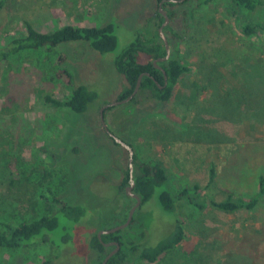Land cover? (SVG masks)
Listing matches in <instances>:
<instances>
[{
  "label": "rangeland",
  "instance_id": "obj_1",
  "mask_svg": "<svg viewBox=\"0 0 264 264\" xmlns=\"http://www.w3.org/2000/svg\"><path fill=\"white\" fill-rule=\"evenodd\" d=\"M2 1L0 49L25 35V18L42 32L65 25L115 26L118 46L110 53L73 42L50 51L22 52L0 64V230L2 223L16 225L52 214L57 198L82 202L88 211L76 233L62 231L69 223L60 219V228L47 236L58 245L44 243L33 252L0 248V264H41L60 253L65 261L61 264L91 263L92 252L85 246L75 249L76 243L79 237L84 241L94 237L120 208L111 186L122 185L129 170V152L110 139L100 109L119 99L125 80L114 60L136 40L138 30L158 19V0H9L4 5ZM197 4L191 3L192 21L183 15L187 5L174 7L178 15L167 24L182 39L170 46L171 51L174 47L190 68L172 100L162 104L150 92H138L134 103L132 99L108 108L105 120L115 136L134 147L140 161L164 163L169 172L166 187L173 193L195 184L206 186L214 166L216 192L230 190L251 198L264 175V119H258L253 92L260 77L252 73L254 64L264 58L260 53L264 47L259 48L263 43L241 34L229 14V0ZM255 19L264 21V7ZM140 60L147 63L148 58ZM81 84L98 95L89 113L53 108L42 99L50 94L64 100ZM199 201L206 203L205 211L184 200L177 217L160 206L158 193L138 208L137 218L155 243L173 232L177 219L184 227L181 245L155 264H264V200L255 210L236 214L212 209L202 194ZM124 203L127 208L135 205ZM60 237L75 238L67 253L60 247L65 245Z\"/></svg>",
  "mask_w": 264,
  "mask_h": 264
},
{
  "label": "trees",
  "instance_id": "obj_2",
  "mask_svg": "<svg viewBox=\"0 0 264 264\" xmlns=\"http://www.w3.org/2000/svg\"><path fill=\"white\" fill-rule=\"evenodd\" d=\"M8 1L4 0L1 4L4 5ZM161 1L158 0V4ZM193 1H198L196 7L208 5L211 2V0H185L183 3L166 2L163 8L167 12L170 21H174L178 13L173 8L188 5V11L185 10L183 15L187 17V21H192L194 19L195 9L191 7ZM262 7H264V0H229L228 4L229 14L235 23L240 26L241 34L246 38L259 40V42L263 43V46H259V48L264 47V21H257L255 16ZM23 22L26 29L25 35L12 39L6 46L0 49V64L22 52L50 51L63 44L73 42H85L91 50L101 54L110 53L116 50L118 46V36L116 35L113 24L102 27L65 25L51 32H42L31 21L26 20V18ZM163 22L164 17L160 14L158 8V19L156 21L153 19L149 20L143 30L137 31L136 40L126 46L115 58L114 66L125 80V86L121 94L118 95L119 99L117 101L128 98L134 92L140 75L149 73L150 76L145 75L143 77L139 92H150L156 101L162 104H168L172 100L174 90L182 77L190 72V68L184 65L179 59L178 51L174 47L167 61L158 62V65L165 71L167 84L165 74L155 66L154 61L166 56L165 44L159 35V28ZM164 32L170 46L175 42L177 44L181 43V35L171 29V27H166ZM260 51L264 55V50ZM142 56L148 58L147 63L141 62L140 59ZM252 73L260 77V83L258 85L254 82L253 92L257 96L256 105L259 108L258 119L261 120L264 119V98L261 97V94L264 93V58L260 57L258 59L252 67ZM194 87H197V83H194ZM258 89L259 92L255 93ZM96 93L89 86L81 84L76 86L72 94L64 100L58 99L50 94H44L42 99L53 108H67L72 113L78 115L90 112L94 101L98 99ZM198 94L197 90H193L194 97H197ZM135 101L136 97L133 98L131 103ZM245 102L247 103V101ZM109 137L116 146H121L111 136ZM129 145L132 146L131 144ZM132 148L134 149L133 146ZM18 168V171L22 170L20 166ZM133 168L135 180L133 193L141 198V206L150 202L155 194L158 193L160 206L167 212L175 214L176 217L179 202L184 200H187L191 205L201 211H205V200L203 199L204 201L202 202L199 201L201 194L204 197H208L212 209L226 214L253 211L264 200L263 174L259 176L256 194L251 198H244L230 190L216 192L217 174L214 166L209 170V181L206 186L201 187L199 184H195L192 187L182 189L178 193H173L166 187L169 180V172L166 170L162 161L152 159L148 162H143L139 160L135 153ZM129 185L130 173L127 170L122 185L117 187L111 186L115 192L117 201H120V208L113 213L104 228L98 227L96 229L94 237H88L85 241L79 237L80 242L76 243L75 249L79 246H85L87 252H92L91 263H86L85 261L83 264H102L106 257L115 249L114 246L106 247L104 243L118 242L120 244V250L110 258L107 264H134L137 261L155 264L160 261L163 255L179 247L181 242H183L185 231L180 219L176 220V226L172 233L166 237L158 238L157 243L151 241L152 238L149 237L148 228L137 218L138 210L128 228L114 234L103 235L101 238L103 242L98 240L97 234L101 230L113 228L127 221L130 209L134 205L127 208L124 202L127 200L131 201L132 204L136 203V200L127 194L126 188ZM53 202L57 205V208L55 207L57 210H54L52 214H46L40 218L21 222L16 225L2 223L4 230H0V248H26L28 251L33 252L37 246L44 243L58 245L54 237L47 236L60 228V219L62 218L67 219L69 223L67 226L61 227L62 231L76 233L77 224L88 217L86 207L82 202L72 204L62 198L53 199ZM71 222L73 224H70ZM257 233L261 234L262 231H257ZM60 238H64L65 242V245L63 244L60 247L61 249L64 248L63 252L67 253L68 245L73 243L75 238ZM64 262L63 254L60 253L55 258L45 260L41 264H61ZM79 263L82 264L81 262Z\"/></svg>",
  "mask_w": 264,
  "mask_h": 264
},
{
  "label": "water",
  "instance_id": "obj_3",
  "mask_svg": "<svg viewBox=\"0 0 264 264\" xmlns=\"http://www.w3.org/2000/svg\"><path fill=\"white\" fill-rule=\"evenodd\" d=\"M185 0H162L160 3H159V12L160 14L164 17V22L163 24L161 25V27L159 28V35H160V38L162 39L163 43L165 44V48H166V56L163 57V58H160L156 61H154V64L155 66L162 70L163 73L165 74V71L158 65V62H164V61H167L170 56H171V47H170V43L168 41V38L164 32V29L168 26L167 24L170 23V18L167 14V12L165 11V9L163 8V5L164 3L166 2H172V3H183ZM150 76L149 73H144L142 75H140L139 79H138V83H137V86L134 90V92L129 95L128 98H126L125 100H121V101H115V102H112L108 105H104L101 109H100V120H101V124H102V127L104 128V130L106 131V133H108L109 136H111L118 144H120L122 147H124L128 152H129V173H130V185L126 188V191H127V194L132 197L133 199L136 200V203L135 205L131 208L130 212H129V215H128V218H127V221L121 225H118V226H115L113 228H110V229H105V230H101L97 236H98V240H100L101 242H103V240H101L102 236L103 235H109V234H114V233H117L121 230H124L126 228H128L133 219H134V215L136 213V211L138 210V208L141 206L142 204V200L141 198L134 194L133 193V189L135 187V180H134V156H135V151L134 149L132 148V146H130L128 143H126L125 141H123L122 139L118 138L117 136H115L108 128V125L106 123V120H105V111L110 108V107H115V106H119V105H123V104H126L128 102H130L134 97L135 95H137V93L139 92L140 90V86H141V81L143 79L144 76ZM165 81H166V84H167V76L165 74ZM162 88V87H161ZM104 245L106 247H111V246H115V249L106 257V259L103 261L102 264H107L108 261L110 260V258L112 256H114L116 253H118V251L120 250V244L118 242H110V243H104Z\"/></svg>",
  "mask_w": 264,
  "mask_h": 264
},
{
  "label": "flooded vegetation",
  "instance_id": "obj_4",
  "mask_svg": "<svg viewBox=\"0 0 264 264\" xmlns=\"http://www.w3.org/2000/svg\"><path fill=\"white\" fill-rule=\"evenodd\" d=\"M113 247V246H112ZM115 247V246H114Z\"/></svg>",
  "mask_w": 264,
  "mask_h": 264
}]
</instances>
